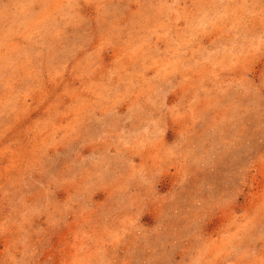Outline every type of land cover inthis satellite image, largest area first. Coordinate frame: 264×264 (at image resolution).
<instances>
[{"label": "rangeland", "instance_id": "1", "mask_svg": "<svg viewBox=\"0 0 264 264\" xmlns=\"http://www.w3.org/2000/svg\"><path fill=\"white\" fill-rule=\"evenodd\" d=\"M0 264H264V0H0Z\"/></svg>", "mask_w": 264, "mask_h": 264}]
</instances>
